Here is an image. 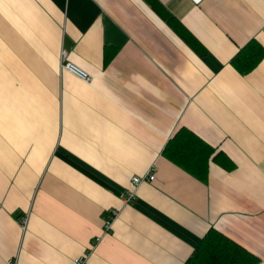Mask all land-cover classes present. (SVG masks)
I'll list each match as a JSON object with an SVG mask.
<instances>
[{"label": "crops", "instance_id": "1", "mask_svg": "<svg viewBox=\"0 0 264 264\" xmlns=\"http://www.w3.org/2000/svg\"><path fill=\"white\" fill-rule=\"evenodd\" d=\"M251 41L264 0H0V264H184L211 229L264 264V57L231 65ZM180 129L227 160L206 182L162 154Z\"/></svg>", "mask_w": 264, "mask_h": 264}, {"label": "trees", "instance_id": "2", "mask_svg": "<svg viewBox=\"0 0 264 264\" xmlns=\"http://www.w3.org/2000/svg\"><path fill=\"white\" fill-rule=\"evenodd\" d=\"M170 20L171 18L168 19ZM173 28L196 53L200 56L205 54L204 47L181 25L174 24ZM263 57V47L256 41H251L237 52L231 65L240 74H247L256 68ZM214 153L212 147L187 129L178 130L162 152L165 158L202 182L207 181L211 160L219 163L227 161L221 154ZM229 166L232 164L229 163ZM184 264H259V260L233 240L211 229Z\"/></svg>", "mask_w": 264, "mask_h": 264}, {"label": "built area", "instance_id": "3", "mask_svg": "<svg viewBox=\"0 0 264 264\" xmlns=\"http://www.w3.org/2000/svg\"><path fill=\"white\" fill-rule=\"evenodd\" d=\"M66 58H67L66 52L61 51V53H60V70L69 72V73L75 75L76 77H78L82 81H87L89 79V76L87 75V73L80 70L79 68L72 65L71 63L66 62ZM155 180H156V175H155L153 169H150L146 174H144L141 177H134L132 179V188H131V190H129V192L127 193V196H126V202H131V200L134 198L135 189L139 185H141L144 182L153 183V182H155ZM116 217H117V212L111 211L109 213V216L106 219H104V221H103L104 233L110 232V230L112 229L113 222L116 219ZM19 223H20L21 228L24 229L26 226V223H27V218L23 217ZM75 262H76V264H83L84 259H77Z\"/></svg>", "mask_w": 264, "mask_h": 264}]
</instances>
